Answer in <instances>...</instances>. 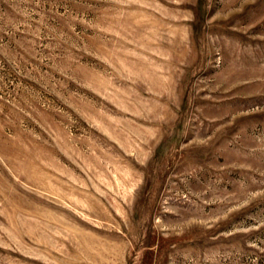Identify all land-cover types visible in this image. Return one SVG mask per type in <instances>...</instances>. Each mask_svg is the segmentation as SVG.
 Instances as JSON below:
<instances>
[{"label": "rangeland", "instance_id": "rangeland-1", "mask_svg": "<svg viewBox=\"0 0 264 264\" xmlns=\"http://www.w3.org/2000/svg\"><path fill=\"white\" fill-rule=\"evenodd\" d=\"M0 264H264V0H0Z\"/></svg>", "mask_w": 264, "mask_h": 264}]
</instances>
